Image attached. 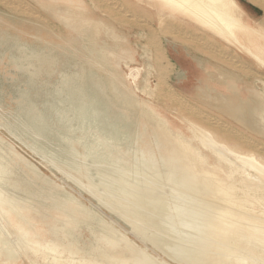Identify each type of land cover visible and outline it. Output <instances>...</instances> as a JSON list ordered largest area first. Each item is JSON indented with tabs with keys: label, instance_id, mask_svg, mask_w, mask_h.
Here are the masks:
<instances>
[{
	"label": "rangeland",
	"instance_id": "rangeland-1",
	"mask_svg": "<svg viewBox=\"0 0 264 264\" xmlns=\"http://www.w3.org/2000/svg\"><path fill=\"white\" fill-rule=\"evenodd\" d=\"M23 1L58 28L55 27L57 32L50 31L0 4V171H5L0 173V194L11 197L9 211L0 208V264H108L110 254L99 253L109 226L118 231L113 237L116 246L134 244L142 256L159 264L185 261L171 252L162 254L153 239L193 246L200 237L201 245L210 239L207 244L215 249L230 247L227 250L248 255V248L242 250L236 241L227 242L228 247L221 239L214 238L215 243L212 237L201 236L195 230L181 227L182 230L175 213L162 215L156 212L158 207L149 208L136 201L137 197L152 199L158 193L169 196V190L159 189L167 184L164 153L155 135L163 126L162 120L174 133L189 134L180 121L179 104L157 93L154 53L144 49L142 39L146 32L141 35L138 27L128 24L140 18L124 17L128 23L118 25L104 14L97 0H79L78 8L67 0ZM120 1L137 12L136 17L141 13L139 0ZM236 1L244 11L243 21L264 31L262 0ZM149 10L147 33L161 39L169 63L176 66L166 82L177 97L199 111L230 122L264 144V122L261 111H256L263 101L258 98H264V84L257 82H264V41L256 50L262 62L256 63L246 61L248 55L244 51L208 32L223 48L241 56L246 62L244 68L254 73L234 82L238 92H232L224 82L230 75L217 68L218 63L200 56L194 47L173 43L170 30L158 24L154 8ZM94 26L99 29L97 35ZM200 28L197 23L185 21L181 29L189 35L188 39H196L208 35ZM257 90L262 95L255 96ZM228 102L240 108L233 118L220 110ZM110 135L114 137L110 139ZM141 135L148 137L146 145L161 175L153 174L145 165L147 158L139 143ZM121 157L129 165L128 173L115 161ZM75 163L77 166L72 167ZM146 178L158 189L146 184ZM49 186L59 196L72 198L90 212L78 217L80 224L54 247L56 234L64 228L70 214L52 204ZM120 189H126V193ZM25 204H30L24 212L30 220L24 224L28 234L16 230L22 216L16 208ZM35 231L45 233L38 235ZM76 235L80 241L79 256L72 257L65 247ZM186 235L190 236L188 241ZM243 258L245 264H264L257 257Z\"/></svg>",
	"mask_w": 264,
	"mask_h": 264
},
{
	"label": "bare ground",
	"instance_id": "bare-ground-1",
	"mask_svg": "<svg viewBox=\"0 0 264 264\" xmlns=\"http://www.w3.org/2000/svg\"><path fill=\"white\" fill-rule=\"evenodd\" d=\"M67 1L75 8L81 6L79 0ZM97 1L98 6L103 9L104 14L118 25L125 26V22L128 23L124 17L140 18L136 19L137 21H133V24L130 21L128 24L138 27L141 35L146 32V36L144 38L142 37V39L145 40L144 49L147 52L152 50V53H154V61L156 63L159 80V90L157 89V93L160 97L163 96L179 104L180 121L184 123V128L189 132V134L183 131V133H174L167 123L162 120L161 123H163V126H161L160 131H155V135L159 139L160 149L164 153L162 163L165 169H167L165 172L167 175V184H165V187L161 186L159 189L166 188L169 190V196L158 193L152 195V199H141L137 197L136 201L147 205L149 208L158 207L156 212H161L162 215L170 214L171 212L175 213L179 218L176 220L179 221L177 223L180 224V228L183 227L190 231L195 230L194 232H199L201 236L207 235L213 239H221L226 243L236 241L242 250L243 248H248L249 253L248 255H243L242 253L227 250L230 248L228 243L229 248L226 250L221 249V246L215 249L210 244H207L210 240L207 237L206 239L209 240L207 242L205 241L206 245L203 243L201 245L203 238L200 240V237L196 239L193 237L195 239L193 246L190 244V246L185 245L187 242L181 244L173 242L171 244L169 242L170 240L166 242L154 241L153 239L152 243L158 249L163 250L164 253L162 254H165V256L166 254L170 255L174 253L177 259H183L187 264H245L243 257H247L246 259H249V257L253 259L257 257L264 261V144L233 126L230 122L213 114L199 111L197 108L189 106L185 101H181L177 97L173 87L166 82L171 77V74L176 71V66L169 63L170 61L164 50L165 46H161V39H158L151 32V34L147 33L149 27L146 16L149 14V8H154V13L158 15V24L164 29L168 28L170 30L169 39L173 43H182L188 47H194L200 56L218 63L219 67L217 68H220L222 72L230 75V78L224 82L230 85V91L232 92H238L234 86V82H238L239 80L243 81V76L250 78L254 73L244 68L246 62H244L241 56H236L233 51L229 52L230 48L228 47H226L228 50L223 48L209 33L244 51L248 55L246 61L260 63L262 62V58L256 50L260 48L261 42L264 41L263 29L256 28L243 21L244 11L236 0H139L142 3L140 11L141 13L144 12V14L140 13L141 15L138 14V17L135 16L137 12L127 9L123 1ZM0 4L16 15L31 18L48 30H55L54 32H57L56 28L58 26L51 25L42 15L29 8L23 0H0ZM260 6L264 11V0L260 2ZM185 21L197 23L201 27L200 29H204L206 33L209 32L208 35L205 34L196 39H188L189 37L187 38V36L189 35L181 29ZM110 28L114 29V27ZM94 30L97 35L99 31L98 27L94 26ZM257 82L264 84L263 79H258ZM149 92L152 94L154 91L149 90ZM260 95L262 94L257 90L255 96L258 97ZM261 97L258 99H263V101H260L261 105L256 111H261L260 116L264 122V98ZM237 109L240 108H235L234 104L228 102L220 110L233 118L238 115ZM235 119L238 118L236 117ZM109 137L111 139L114 136L110 135ZM147 140V136H140L139 143L142 146V154L147 158L145 159V165L150 167L153 174L161 175L155 157L150 154L151 152H149L146 145ZM68 155L71 157L70 154ZM115 161L122 170L127 173L129 172L130 168L125 158H116ZM75 166H77V163L72 165V167ZM0 173L3 174L5 171L1 170ZM112 175L118 177L114 173ZM144 182L152 186L155 190L158 189L156 187L157 185H152L148 178L144 179ZM48 189L51 193L50 199L52 204L60 207L61 210H67L70 214L67 216L68 219L66 220L64 228L56 234L58 238L53 244L54 247L61 244V239L66 237V234L72 228L80 224L79 219L89 215L90 212L72 198L61 197L56 194L54 187L49 186ZM120 192L126 193V189H120ZM167 197L171 198L166 199ZM10 200V195L1 193L0 208L9 211L8 204ZM29 205L25 204L16 208L17 214L22 215L19 217L20 223L17 225L16 230L25 234H28L29 231L24 224H29L30 220L24 212L29 208ZM136 213H134L135 217L139 218ZM144 214H147V212ZM11 217L14 216L11 215ZM143 219H147V217L144 216ZM92 220L94 222L96 221V219ZM174 225L177 224L175 223ZM164 231L169 232L170 230L164 229ZM106 232L109 237L104 234L107 238H104V247L100 250L99 255L106 256L110 254V262L108 264H159L150 258L142 256L141 252L133 246L134 244H119L116 246L117 242L114 241L115 239L113 237L116 236L118 231H114L111 226L106 227ZM44 233L45 231H35V234L38 235ZM78 236H72L68 241V246L65 247V251L72 257L79 256V249L77 247L80 241ZM123 237L125 238L124 235ZM189 238L190 236L186 235L185 240L188 241ZM127 241L130 240L128 239ZM215 241L217 243V240ZM210 242L212 243L214 241ZM221 250L225 251V253L221 252ZM235 250L238 249L235 248ZM172 260L174 261L176 259ZM175 262L177 263V261Z\"/></svg>",
	"mask_w": 264,
	"mask_h": 264
}]
</instances>
